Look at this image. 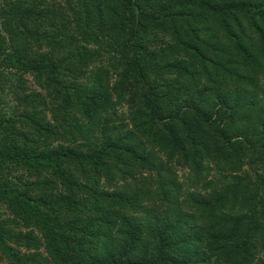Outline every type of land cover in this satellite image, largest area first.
Masks as SVG:
<instances>
[{"label": "trees", "instance_id": "16d2710c", "mask_svg": "<svg viewBox=\"0 0 264 264\" xmlns=\"http://www.w3.org/2000/svg\"><path fill=\"white\" fill-rule=\"evenodd\" d=\"M0 260L264 264V0H0Z\"/></svg>", "mask_w": 264, "mask_h": 264}, {"label": "rangeland", "instance_id": "374dc122", "mask_svg": "<svg viewBox=\"0 0 264 264\" xmlns=\"http://www.w3.org/2000/svg\"><path fill=\"white\" fill-rule=\"evenodd\" d=\"M26 78L30 82L31 87L34 88V84H33L31 76H26ZM176 173H177L178 177L180 178V180H183L184 178H186V176L188 174V172L185 169H180V168L177 169ZM4 217H5V215H2V218H4ZM0 264H5V261L0 260Z\"/></svg>", "mask_w": 264, "mask_h": 264}]
</instances>
